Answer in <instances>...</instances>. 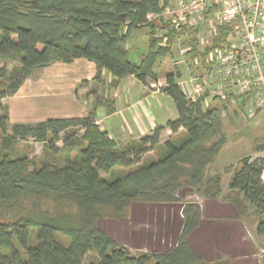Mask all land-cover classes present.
Listing matches in <instances>:
<instances>
[{
	"label": "trees",
	"instance_id": "trees-1",
	"mask_svg": "<svg viewBox=\"0 0 264 264\" xmlns=\"http://www.w3.org/2000/svg\"><path fill=\"white\" fill-rule=\"evenodd\" d=\"M172 1L0 0V264H230L225 257L204 260L189 246L201 216L193 201L182 205V229L168 252L132 254L97 226L98 220L128 218L137 203L177 204L183 187L231 203L240 217L255 220V235L264 237V157L245 155L222 173L208 172L227 141L224 120L217 109L203 107L207 93L195 101L185 95L179 73H167L160 90L172 100L176 118L149 135L118 145L96 124L98 110L107 116L116 111L98 88L115 91L133 76L150 89L148 81H158L156 66L179 38L189 59L204 58L225 38L217 31L201 51L198 29L164 16ZM142 29L148 48L136 63L128 58V38ZM76 59L96 70L86 115L9 123L3 100L35 69ZM103 73L111 77L106 85ZM213 98L222 110L233 101L232 116H240L243 95L228 88L224 98ZM165 130L171 134L162 141ZM28 138L42 144L39 157L20 147ZM253 141L252 152L264 153V131L261 141ZM224 173L230 174L225 193Z\"/></svg>",
	"mask_w": 264,
	"mask_h": 264
},
{
	"label": "crops",
	"instance_id": "crops-1",
	"mask_svg": "<svg viewBox=\"0 0 264 264\" xmlns=\"http://www.w3.org/2000/svg\"><path fill=\"white\" fill-rule=\"evenodd\" d=\"M176 66L181 67L182 70L186 69L184 62ZM95 71V65L85 59H76L69 64L55 62L47 67L35 69L12 96L3 100L8 106L9 123L35 124L47 119L83 117L92 104L88 89L93 87L91 79ZM103 77L105 85L110 82L111 77L108 73H103ZM161 80H163L162 84ZM82 81H88V85L79 87ZM181 83L180 80L178 84L181 86ZM148 85L154 87L151 86L149 89L135 77L129 76L115 91L108 90L106 86L98 88L99 93L115 102L116 111L107 116L103 109L98 110L96 124L118 145L149 135L156 126L164 125L168 120L176 118V114L174 116L169 107L172 100L160 91L165 85L164 78L158 76L156 85L150 81ZM170 134L169 130H165L162 137H169ZM223 167H214L212 170L209 167L208 172L213 173L218 170L222 173ZM263 174L264 171L262 173L264 181ZM224 177L221 186L222 192L225 193L230 174ZM194 202L200 207L201 216L197 228L188 236L191 249L195 252L191 238L197 233H203L206 235L203 239L210 241L211 253H218L213 259L222 256L229 257L231 261L244 258L253 264L257 248L264 245V237H257L254 233V223L240 217L231 203L220 198L207 199L195 195ZM176 205H163L170 206L173 210L166 213L167 208L162 207L158 221L154 218L145 220L151 211H145L144 208L142 217L148 228L137 229L134 224L129 226L132 235L128 233L138 238L142 236L140 243L148 246L153 252L170 251L176 245L182 229V204L178 205L179 209ZM133 206L128 219L135 214V222H137L139 215L136 217V210L133 213ZM97 226L100 230L103 229L100 225Z\"/></svg>",
	"mask_w": 264,
	"mask_h": 264
},
{
	"label": "built area",
	"instance_id": "built-area-1",
	"mask_svg": "<svg viewBox=\"0 0 264 264\" xmlns=\"http://www.w3.org/2000/svg\"><path fill=\"white\" fill-rule=\"evenodd\" d=\"M176 2L180 12L172 16L169 8L168 17L198 29L201 51L210 46L204 36L211 39L221 30L225 37L204 58L191 59L198 69L181 84L185 95L192 101L206 93V99L211 93L224 98L229 88L244 100L253 99L258 108L264 107V0ZM245 105L246 101L240 116L249 111L244 110Z\"/></svg>",
	"mask_w": 264,
	"mask_h": 264
},
{
	"label": "rangeland",
	"instance_id": "rangeland-1",
	"mask_svg": "<svg viewBox=\"0 0 264 264\" xmlns=\"http://www.w3.org/2000/svg\"><path fill=\"white\" fill-rule=\"evenodd\" d=\"M179 7L180 6L175 0L170 10L172 16L174 15L177 16L178 11L180 12ZM167 13L169 12L166 11L164 12L165 17H168L169 14ZM151 18H153V15H148V19ZM146 32H147L146 29H142V30L133 31L129 35L128 38V45L130 48L128 54L129 60L137 63L139 62L140 55L147 51L148 43H147ZM204 37L206 42H210V36L207 37L204 36ZM184 40L185 39L183 38L182 39L179 38L172 47L173 49L172 54L170 56L165 57L164 59H161L155 68V71L156 73H158V76L162 78H164V76L170 72L179 73L181 79H179L178 82L181 80L182 86L184 85V83L186 84L189 81V79L195 75L196 70L198 69V67L195 66V64L191 59H189L187 56L182 55V51H184L185 48L182 47L181 43ZM181 62H184V65L186 66L185 70H182L181 67L176 66L177 64L179 65ZM12 69H13V65H9L8 70L11 71ZM160 83L162 84L163 80H161ZM211 95L213 97L216 96V94H212V93ZM211 95L204 101L203 107L206 108L208 106L210 108H215L218 110V112L220 113L219 115H221V117L224 120V125H225L224 132L227 138L226 143L221 148L214 162L210 165L211 170L214 169V167H218V166H220L221 168L222 166H224L223 170L227 167H234L237 159L245 155H251L252 158L264 157V153L254 154L252 152V146L254 142L253 140L257 139V141H261L263 135L264 107L258 108L254 103L253 99L245 98L246 105L244 110L245 111L249 110V111L246 114L243 113L244 114L243 116L234 117L232 116V114H233V110H235L237 107L236 103L229 101L225 105V109L222 110L219 102L212 100L213 97ZM169 107L173 112L172 114L175 116L173 102L169 103ZM164 137L165 136L161 137L162 141L168 138V137L166 138ZM19 145L21 148L26 150L27 155L30 157L31 156L39 157L42 153V144L34 142L31 138H28L25 143H20ZM57 145L60 146L61 142L57 143ZM149 156L153 157V154H149ZM224 175L226 176V173H224L222 176L223 180L225 179ZM177 197L179 199V203H177L176 205L177 209H179L178 206L179 204L183 205L189 201L194 202L195 200V195L193 191L190 192L186 187H183L178 191ZM162 207H166V206H163L161 204L146 206L137 203L134 204L133 206V213L134 210H136L137 213L136 217L139 215L137 217L138 219L137 222H135V214H133L129 219L126 218L124 220H119V221L102 219V220H98L97 224L103 228L101 229L103 232H105L107 235L113 238L118 244L128 248L132 254H138L141 252H153L151 251L152 249H150L148 246H145L143 245V243H140L142 241V236L139 238L135 235L131 236L132 233L129 231V226L131 227L132 225L136 224L135 227L137 229L148 228L146 227L147 225L144 223V221L150 220V218H154L156 219V221H158L161 215ZM144 208L145 211L148 210L151 211L149 215L146 213V215L148 216H146L145 220L142 217ZM166 208H167L165 209L166 213L167 212L169 213L173 210V208L171 209L170 206H167ZM249 222L253 223L255 222V220L253 221V219L249 218ZM204 237H206V235H204L203 233L195 234L191 238V244L193 245L194 247L193 249L195 250L196 254L198 255L200 254L202 259L204 258V260L210 261L211 258L213 259L218 253L216 252L211 253V248L209 246L210 241L203 239ZM220 258H224V257L222 256ZM225 258L230 259L229 257H225ZM254 258L255 260L253 264H264V245L259 246L257 248L256 256ZM215 259H219V258H215ZM230 264H252V263L251 261L244 258H236L235 261H231L230 259Z\"/></svg>",
	"mask_w": 264,
	"mask_h": 264
}]
</instances>
